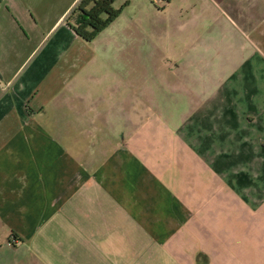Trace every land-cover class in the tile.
I'll use <instances>...</instances> for the list:
<instances>
[{"label":"crops","instance_id":"1","mask_svg":"<svg viewBox=\"0 0 264 264\" xmlns=\"http://www.w3.org/2000/svg\"><path fill=\"white\" fill-rule=\"evenodd\" d=\"M78 2L0 0V264H264V0L161 61Z\"/></svg>","mask_w":264,"mask_h":264},{"label":"rangeland","instance_id":"2","mask_svg":"<svg viewBox=\"0 0 264 264\" xmlns=\"http://www.w3.org/2000/svg\"><path fill=\"white\" fill-rule=\"evenodd\" d=\"M126 1L128 6L118 18L126 23L127 36L131 40L143 42L144 59L155 55L152 42L157 44L160 61L162 53L166 55L169 46H179L182 41L179 39L180 34L191 29L189 17L203 12V6L206 7L204 0H169L167 4L159 0H115L113 6L118 8ZM180 38L183 39L182 36Z\"/></svg>","mask_w":264,"mask_h":264},{"label":"trees","instance_id":"3","mask_svg":"<svg viewBox=\"0 0 264 264\" xmlns=\"http://www.w3.org/2000/svg\"><path fill=\"white\" fill-rule=\"evenodd\" d=\"M115 0H79L76 7L68 14L66 23L75 34L84 41H92L122 13L128 5L115 8ZM152 1V0H151ZM167 4L169 0H159Z\"/></svg>","mask_w":264,"mask_h":264}]
</instances>
